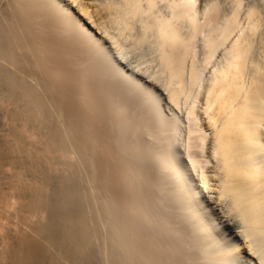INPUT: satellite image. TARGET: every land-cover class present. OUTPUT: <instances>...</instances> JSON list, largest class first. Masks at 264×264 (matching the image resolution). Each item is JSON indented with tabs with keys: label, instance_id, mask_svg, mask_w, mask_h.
Segmentation results:
<instances>
[{
	"label": "rangeland",
	"instance_id": "1",
	"mask_svg": "<svg viewBox=\"0 0 264 264\" xmlns=\"http://www.w3.org/2000/svg\"><path fill=\"white\" fill-rule=\"evenodd\" d=\"M56 1L61 3L65 8H68L67 10L70 11L69 15L72 20V22L67 23L65 28L64 26H61L60 28L54 30L56 38H60L59 40H61L62 37H64L62 40H65V38L71 39L70 36L72 35V44L73 39L75 40L74 37L77 36L75 35L76 33L74 32V29H81L80 31L82 32L85 31L90 33L92 35L91 39H97V41L95 40L97 48L95 49L96 51L93 50V56L91 51H89L90 47L86 44L81 43L82 45H80V47L78 46L80 43L74 42L72 45L76 56V60L73 62L77 63L76 66L78 68L81 67L82 70L85 69L86 72H89L82 74L83 77L81 76L82 79L79 80L82 86L77 85L79 92H76V98L79 99L77 102L80 103V100L82 99L80 98L81 95L84 97L89 95V97L84 100H88L87 102L94 100L96 102L97 96L100 97L101 95V100L97 101L98 105H96V103L94 104L95 108L92 109V113L89 111L85 114L88 118L91 115V120L93 118L95 119L92 121H99V125L102 124V117L106 115L107 118L104 120V126L107 127L110 125L108 127H110L111 131L107 127L106 130L108 129L107 132L110 131V135L105 131L104 137L101 132V135L100 133H97L98 135H96L94 132L95 138H92L93 135H91V141L94 145L97 144L96 147L100 145L108 146V144L109 146H114L113 143L117 145V141L119 142L122 138H125L124 142H122L123 140L121 141L123 144L118 143L119 145H117L120 147L121 152H123L122 154H117L116 157L118 159L120 158V160L117 159L118 162L122 163V166L120 167L125 165L126 169L125 172L122 171L123 169L120 168L119 165H116L119 167L117 168L114 166V162L112 163L111 161V165L109 160L108 165L111 166L104 174L105 178L102 179L103 177L99 174V170L97 169V150L95 151L94 148V150H91L88 146H77L74 135L77 133V129L78 131L81 129V125L78 124L80 123V118H77L74 114V116H71V122L68 118L70 116L63 112L61 105H59L57 100L63 97L62 95L64 92H67L64 88L70 85L68 82L69 79L65 76L63 77L59 67L54 66V64L52 65L50 61H47L50 58L49 52L47 53V50L40 49V61H43L44 63L46 62L45 65L42 62L44 67L40 64L41 71L43 70V73L40 71V74L37 75V77L40 76L39 79L41 81H39L37 77L36 79L35 77H28L27 80L30 81L27 82V85L32 83V88L34 90L38 89L35 91L36 93L38 92L37 94L40 99H42V101L45 100L43 102L40 100L41 105L43 106L41 109L43 112L40 109L38 112H36V110L34 111L32 104H26L28 101L25 99L15 100V105L21 107L18 109L16 114L10 113L9 110L4 108L0 109V264H21L22 262V264H262L261 260L263 254L260 252L262 247L261 245H256L258 243L254 238V235L244 239L246 230L245 227L239 224H235L234 233L229 232L230 225L238 220L237 211L231 205V197L222 192L224 181L223 175L219 171L220 161L216 156H213V153H211V147L214 143L213 129H208L201 125L200 121L203 120V116L200 115L199 111L197 112V109L199 110L200 108L202 98L210 82L226 64L227 59H229V50H231L230 47L232 46V42L238 39L241 40V42L244 41L241 43L243 45H241L238 41L239 45L244 47L242 55L244 57H241V67L243 73L242 82L246 80L243 84L244 88L246 85L251 83L249 86H251L252 89L248 88L247 91V86L245 90L247 92L253 90L258 93L259 96H257L255 100L254 96L257 94L252 92L254 99L251 97L250 101H256H253L251 104L254 106L256 103L255 106H259V109L261 105L260 112L258 110L257 114L264 115V0ZM62 5H60V9H62ZM184 7L187 9L184 10ZM56 13L54 12V15H57L55 18L58 17V22H60V20L62 21L59 17L60 14L58 13V15ZM251 14H254L255 18ZM261 14L263 15L260 16ZM255 20H260L261 22H256ZM259 22L261 24H259ZM62 23L60 22L61 25ZM159 23L165 24L166 34L172 29V32L173 30L176 32V34H173L177 35L179 38L175 35L173 36L171 32L172 36L169 33L170 36L164 38L161 37V34L158 31L160 28L158 26L160 25ZM253 25L255 27H252ZM247 29L249 30L246 34ZM253 29L256 30L253 31ZM158 36H160V38ZM166 38H168V40L169 38L174 40L177 39L176 41L178 42L174 45L175 47H172L175 54H173V50V53L171 52L172 48H168L169 45H167L168 41ZM242 38L244 40H242ZM246 38L247 40H245ZM165 40L167 47L163 46L165 45ZM179 41L181 42L180 44ZM162 43L164 44L162 45ZM74 46H78L76 47L77 49H74ZM163 47L170 50L168 51L166 49L167 51H164L165 49ZM245 47L251 52H246L247 49H245ZM120 51L123 54H121ZM169 52H171V55L168 54ZM176 52L178 56L176 55ZM45 53L47 54L45 55ZM42 56L46 57L45 59L48 57V59L44 61L42 60ZM107 58H114V60L116 58L117 64L114 60L110 62V64L107 63ZM181 60L182 64L180 62ZM84 63L87 64L85 65ZM242 64L246 67L242 66ZM92 65L94 67H92ZM114 65L118 70L126 73L130 80H134L136 83L138 81L140 91L146 93V96L148 97L147 103L145 102L144 105L141 104V99L138 97V95H141L139 93L137 95V90L133 91L125 87V81L123 82V80H121L117 75H114L115 73L113 74V70L115 69L112 67ZM45 66H47V69ZM255 72H258L257 74L260 75L258 76ZM251 74L255 75L251 77ZM52 77L56 80L58 79L57 81H59L61 86L63 83V85L66 84L65 87H58L60 85L55 86V84H50V79ZM86 78L88 79L86 80ZM97 78H99V81ZM80 82H78V84ZM252 83L254 84L252 85ZM37 84L39 86H37ZM254 85L260 88L263 94L259 92L260 90H254V88L256 89ZM124 88L127 91H125ZM53 89L55 91H53ZM111 92L113 94H111ZM122 95H125L126 97ZM3 100L7 101L3 98L0 92V106ZM6 103L10 104L8 101ZM6 103L3 102L2 106H5ZM85 103L83 101V104ZM116 103H118L119 106ZM139 103L141 106H139ZM124 105H126L127 108ZM146 106L148 107L147 109ZM136 107H140L139 110L141 109V111L143 110V114L140 112L141 118L138 116L139 110ZM122 108L124 109L122 110ZM134 109H137L138 113ZM148 109H150V111L152 110V112H149L150 115H146L148 113ZM155 109H157L158 113L155 112ZM255 109L257 110L258 107ZM114 110L118 111L117 115L114 114L116 116H112L111 112H114ZM54 111L56 112L54 113ZM124 111L127 113H124ZM23 112L28 116H26ZM102 112L103 114H101ZM153 112L156 115V118L152 116ZM119 113L121 115L123 113V115L121 116ZM57 114L59 116H57ZM88 114L90 115L88 116ZM99 114L101 115L100 117ZM11 115L13 116L11 117ZM34 115L35 117H33ZM108 117L111 118L109 119ZM74 118L77 119L74 120ZM32 120L33 122H36L34 123L35 126ZM76 120L77 122H74ZM27 122L31 123H28V125ZM108 122L110 123L108 124ZM74 123L76 125L73 127ZM45 127L46 130L44 129ZM138 127H140V129ZM196 127L199 130L197 132L195 131ZM263 127L262 129H264ZM70 128L73 130L71 129L70 131ZM124 129L131 134V137ZM31 130H34L33 133ZM121 130H124L123 132L125 133L121 132ZM137 131L140 132L138 133ZM48 133H52L53 135L56 134V138H59V135L63 134V136L60 135L61 137L59 138L61 139L64 137L65 139H63V148L59 147L58 149L57 147L52 146H49L50 148H48L47 145V148H45V142L47 136H49ZM26 134H28V136ZM114 135L115 137L117 136V141H115L113 137ZM18 137L21 140L18 139ZM28 140L29 142H26ZM129 141L131 142L129 143ZM10 142L12 143V146L14 142L15 144L16 142L18 143L12 147L10 146ZM125 142H128V145H126ZM261 144L263 145L261 148H263L262 154L264 155V143ZM66 146L69 147L66 148ZM85 147L89 149L92 154L89 153ZM14 148L19 149H16V151ZM32 149L34 150L32 151ZM64 150L67 153H65ZM58 152L62 154L61 157V154ZM64 153L66 155H64ZM191 154L194 155L193 157L196 161L194 167H191L190 165L191 162L189 160V156H191ZM263 155L262 157L257 156V158L255 156V160L257 161L256 165L264 170ZM158 157L165 158L167 168L164 167V171L168 172L167 175H164L162 171H158L155 167V160H157ZM52 160L54 161L52 162ZM34 161L37 162L34 163L35 165H33ZM121 161H124V165ZM119 170L121 171L119 172ZM174 170H180L183 172L188 179L186 187H192L196 190L194 198L191 201L193 205H191L192 207L190 206L188 210L184 209V204L187 202L186 200L188 197L186 194L187 192H185L186 189L179 187L178 183H176L170 175ZM17 172L20 174H17ZM92 173L95 175L97 174V176ZM201 176H209L208 182L202 183L203 180ZM19 178L21 179L19 180ZM15 180L19 181L16 182L18 183V186H21V189L16 186ZM21 180L24 182V184L22 183L23 185H29L30 188L26 187V185L22 187L23 185H20ZM32 186L36 189L37 194H35V192L34 194L30 193ZM22 188H26V190L24 189L22 191ZM40 188L43 189L44 192H40L39 195L37 191H41ZM16 189H19L22 192H18ZM42 193H45V195L42 196ZM33 195H38L42 204L39 200L34 201L35 198H33ZM131 197H135V199H132ZM30 198L34 200H31ZM27 201L31 204L38 203L35 205L37 207L35 208L34 204L31 205ZM130 202L132 204H130ZM24 203L27 205H23ZM46 206L49 208L48 210ZM69 209L77 214V221L74 222L75 226L67 219L68 215L66 214V211ZM113 213L115 215H113ZM120 215L122 216L120 217ZM125 216L129 219L128 221H135L140 224L141 231L139 233L141 234L138 233L135 236L134 233L136 232L133 231L132 228H129L126 223L127 221H124L123 218H125ZM113 218L116 219L117 222H112ZM121 220L126 223V226L123 225L124 223H120ZM25 221H27V223ZM202 224L207 225L206 231L201 228V226H203ZM72 225L74 227H72ZM47 227H51L52 232L47 231ZM66 228L67 231H70L68 234L71 233V230H74L72 233L74 232L73 235L77 237L76 241L79 245V253L76 249L78 248V245L75 244L72 246L73 244L67 241L68 238L66 235L65 238L62 236L64 234H60L62 231V233H64ZM43 230L50 232L49 234H54V232L57 233L55 235H60L62 238L64 237V241L61 237L59 238L54 235H51L54 238L51 237L50 240V235L46 232L47 235H49L47 236ZM261 236L263 240L261 244L263 245L264 232ZM134 237H137L139 240L137 238L133 239ZM203 237L206 239L202 240L204 239ZM24 240H28V242L26 241L27 243L22 244V242H25ZM130 240L139 242H134L136 245L135 247L134 244H129L131 243ZM32 244L33 246H31ZM68 244L72 247V249L68 246ZM236 244H240V246L237 247L238 249L234 248L233 250V247H235ZM137 245L140 246L139 249H137L139 247ZM142 245L145 249L141 247ZM19 246L21 247V250ZM204 253L212 256L210 257V260L213 259L211 263L210 260L206 258L207 255ZM32 254H36L37 256L41 254L38 256V262L34 261L33 263L32 261L31 263V260L30 262L28 261ZM217 256L220 257L218 258ZM25 257H27V259H25ZM19 260L23 261L21 262Z\"/></svg>",
	"mask_w": 264,
	"mask_h": 264
},
{
	"label": "bare ground",
	"instance_id": "2",
	"mask_svg": "<svg viewBox=\"0 0 264 264\" xmlns=\"http://www.w3.org/2000/svg\"><path fill=\"white\" fill-rule=\"evenodd\" d=\"M73 2V1H72ZM84 3V2H83ZM127 3V2H126ZM125 3V4H126ZM131 4H133V3H131ZM135 4V3H134ZM186 4V3H185ZM185 4H183V5H185ZM187 4H188V2H187ZM60 5H62L61 3H59L58 1H56V0H0V92H1V94H2V96H3V98L5 99V100H7L10 104H8V103H6L7 101H4L3 100V102H5L6 104H5V106H2L3 105V102H1V108L0 109H2V108H4V109H7V110H9L10 111V113H13V114H16L17 113V111H18V109H20L21 107L19 106L18 107V105H15L16 103V101L15 100H22V99H25L26 101H28L26 104H28V103H31L32 104V107L34 108L33 110L35 111L36 110V112H38V110L40 109H42L43 108V106L41 105V102H40V100L42 101V99H40V97H39V95L36 93V91L38 90H34L33 88H32V83L29 85H27V82H29L30 80H27V78L28 77H31V78H33V77H35V79H36V77H37V75H39L40 74V71H41V66L42 67H44L43 65H42V62L43 61H40V49H45V50H47V53L49 52V54H50V58H49V60H47L48 59V57H47V59H45L46 57H44V56H42L43 57V59L42 60H47V61H50L51 62V64L53 65L54 64V66H57V67H59L61 70V74H63V77L65 76V77H67V79H69L68 80V82H69V86H67L66 88H64L65 90H67V92H64V94L61 96L62 98H59V99H57L58 100V102H59V105H61V108H62V110H63V112L66 114V115H68V116H70V117H68L69 118V120L70 119H72L71 118V116L73 115L74 116V114L76 115V117L78 118H80V121H79V119H78V121L80 122V123H78V124H80L81 125V129H80V131H78V129H77V133L74 135L75 136V143L77 144V146L78 147H80V146H88L89 148H91V150L94 148L95 149V151L98 153L97 154V169L99 170L98 172H99V174H101L102 175V177H100L99 175V177L100 178H102V179H104L105 177H104V174L109 170V168H110V166L112 165L111 164V161H112V163L113 164H115L114 166L115 167H117L116 165H119V167L120 166H122V163H120V162H118V160H120V158L118 159L116 156H117V154L119 155V154H122V152H121V149H120V147L119 146H117V145H119L118 143H121V144H123L122 142H124L125 140V138L123 139L122 137L124 136H122L121 138H122V142L121 141H117L116 140V137H115V135L113 136L114 137V139H115V141H117V145L116 144H114L113 143V145L114 146H109V144H108V146H97L96 147V145H94L93 144V142L91 141V138H90V136L91 135H93L92 136V138H95L94 137V132L96 133V135H98L97 133H102L103 134V137L105 136V134H104V132L106 131L107 132V130H106V128L108 127V126H110V125H108L107 127L106 126H104L105 124H104V120L107 118V116L106 115H104L103 117H102V121H101V123L102 124H98V122L99 121H92L91 119H90V117H91V113H92V109L93 108H95V106H94V104L96 103V105H98L97 104V101L98 100H101L100 99V97H101V95H100V97L99 96H97V99H96V102L93 100V101H91V102H87V101H85L84 99H87V97H89V95L87 96V97H84V96H82L81 95V97L80 98H82L80 101V103H78L77 101H79V99H77L76 98V96H77V93L76 92H79L78 90H79V88L77 89V85H79V86H82L81 85V82L79 81V80H81L82 78H81V76H82V74L83 73H89V72H86L85 71V69H83L82 70V68L81 67H79V68H81V69H79L76 65H77V63H75V62H73V61H75L76 59H75V52L73 51V44H74V42L75 43H80L78 46H80V45H82V44H86L88 47H90V50L89 51H91V53H92V56H93V53H94V51L93 50H95L96 48H97V44H96V41H97V39H94V38H92L91 39V37H92V35L90 34V33H87V32H82V31H80V30H78V29H74V30H72V31H74L76 34L75 35H77L76 37H74L75 38V40L73 39V43L71 44V40H72V35L70 36V38L71 39H69V38H65V40H62L64 37H62V39L61 40H59L58 38H56V35H54V30L55 29H58V28H60L61 26L63 27L64 26V28H65V26L67 25V23L68 22H72V20H71V16L69 15L70 14V11H68L67 9L68 8H65L63 5H62V9H60ZM128 7H130L129 5H127ZM186 6V5H185ZM65 9H64V8ZM127 7V8H128ZM133 7V6H132ZM135 7V6H134ZM185 9H187L186 7H184V10ZM189 9V8H188ZM62 10H63V13H62ZM129 10V9H128ZM131 10V9H130ZM54 12L56 13V14H60V19H62V21H63V23H62V21L60 20V22L62 23V25L60 24V22H58V20H57V18H55V16H57V15H54ZM254 12V11H253ZM250 13V12H249ZM259 13V12H258ZM58 14V15H59ZM264 14V13H263ZM263 14H261L260 16H262ZM251 15H253V17H254V14H251ZM251 15H250V17H251ZM249 17V16H248ZM247 17V18H248ZM258 17V16H257ZM257 17H256V19H257ZM255 18V17H254ZM250 19V18H249ZM260 19V18H259ZM263 19V18H262ZM74 20V19H73ZM254 20V19H253ZM261 20V19H260ZM260 20H255L256 22H258V21H260ZM249 23H251L250 21H248ZM254 22V21H253ZM261 22V21H260ZM259 22V24H261ZM78 23V22H77ZM248 23V24H249ZM72 24V23H71ZM74 24H75V22H74ZM160 25H158L160 28H159V32H160V34H161V37H167V36H170V34L172 33H175L176 34V32H175V30H173V32H172V29L170 30V29H168V30H170L169 32H167V34H169L170 32V34L169 35H167L166 34V26H165V24L164 23H159ZM257 25V24H256ZM69 26V25H68ZM76 26V25H75ZM78 26V25H77ZM250 27V26H249ZM248 27V28H249ZM252 27H255L254 25L252 26ZM251 27V28H252ZM70 28V27H69ZM76 28V27H75ZM250 28V29H251ZM256 28H257V26H256ZM62 29V28H61ZM258 29V28H257ZM249 29H247L246 30V34H247V31H248ZM256 30V29H255ZM254 29H253V31H255ZM68 31V30H67ZM157 31V32H158ZM252 31V32H253ZM66 32V31H65ZM70 32V31H69ZM73 32V33H74ZM158 32V33H159ZM63 33V32H62ZM65 34V33H64ZM67 34V33H66ZM72 34V33H71ZM160 34H158V35H160ZM172 34H171V36H172ZM175 34H173V36L175 35ZM55 37H54V36ZM249 35V34H248ZM68 36V35H67ZM74 36V35H73ZM175 36H177V35H175ZM246 36V35H245ZM159 38H160V36H158ZM178 37V36H177ZM58 39V40H56V39ZM179 38V37H178ZM247 38H249V37H247ZM247 38L245 39V40H247ZM250 38H251V36H250ZM162 39V38H161ZM167 39V41H168V43H167V45H169V47L168 48H172V47H175L174 45L176 44V42H178V41H176L177 39H170L169 38V40H168V38H166ZM96 40V41H95ZM163 40V39H162ZM180 40V39H179ZM242 40H244L243 38H242ZM240 42V44L241 43H243V42H241V40H238V39H236L235 41H233L232 42V46L230 47L231 48V50H229L230 52H229V59H227V62H226V64L223 66V68H221L220 69V71L218 72V74L212 79V81L210 82V84H209V86L207 87V89H206V92H205V94H204V96H203V98H202V102H201V104H200V108H199V110L197 109V112L199 111V113H200V115H202L203 116V120H201L200 122H201V125H203V127H205V128H208V129H213V139H214V143L212 144V150H211V153H213V156L215 157H217L218 159H219V164H220V167H219V171L222 173V175H223V181H224V183H223V186H222V192L223 193H226V194H228L230 197H231V200H232V203H231V205L233 206V208H235V210L237 211V216H238V220H237V222H234V223H232L231 225H230V233H234V230H235V224H239V225H242L243 227H245V230H246V234L244 235L245 237H244V239L245 238H247V237H249V236H252V235H254V238L257 240V243L258 244H256V245H261V247H262V249H260V252L263 254L262 255V260H261V263L262 264H264V244L262 245L261 243H262V236H261V234L264 232V170H263V168L261 169V167H259L258 165H256L257 163V161L255 160L256 158H257V156L258 157H262V149L263 148H261V146H263L261 143H264V129H262V127H263V125H264V115L263 114H261V115H259V114H257V111L259 110V112H260V109H261V105H260V109H259V106H255L256 105V103L254 104V106L251 104L254 100H252V102L250 101L251 100V97H252V99H254L253 98V94H252V92H254L253 90L252 91H249V92H247L248 90V88H250V89H252L251 88V86H249V84L251 85V83H249L248 85H246L245 86V88H246V90H245V88H244V82L246 81L245 79V81L244 82H242L243 81V73H242V67H241V57H244V56H242L243 55V52H244V47H242V46H240L239 45V42ZM162 42H164V41H162ZM249 42H251V41H249ZM82 43V44H81ZM181 42L179 41V44H180ZM245 43H246V41H245ZM244 43V44H245ZM164 43H162V45H163ZM77 45V44H76ZM241 45H243V44H241ZM247 45V44H246ZM78 46H74V49L76 48V47H78ZM86 46V47H87ZM163 46H166V40H165V45H163ZM249 46V45H248ZM81 47V46H80ZM84 47V46H83ZM85 47V48H86ZM162 47V46H161ZM167 47V46H166ZM178 47H179V45H178ZM247 47V46H246ZM245 47V49H247ZM164 48V47H163ZM168 48H164L163 50L164 51H169L170 49H168ZM77 49V48H76ZM87 49V48H86ZM167 49V50H166ZM172 50L174 51V49L172 48L171 49V52H172ZM179 50V49H178ZM249 49H247V51L246 52H251V51H248ZM86 51V50H85ZM96 51V50H95ZM44 52V51H43ZM42 52V53H43ZM121 52V51H120ZM171 52H169L168 54H170ZM179 52V51H178ZM47 53H45V55L47 54ZM80 53H81V51H80ZM87 53V52H86ZM95 53H97V52H95ZM165 53V52H164ZM173 53V52H172ZM83 54V53H82ZM88 54V53H87ZM86 54V55H87ZM119 54V53H118ZM121 54H123L122 52H121ZM166 54H167V52H166ZM173 54H175V51H174V53ZM245 54V53H244ZM90 55V54H89ZM171 55V54H170ZM176 55H177V52H176ZM250 55V54H249ZM48 56V55H47ZM91 56V57H92ZM97 56V55H96ZM95 56V57H96ZM120 56V55H119ZM162 56V55H161ZM169 56V55H168ZM178 56V55H177ZM179 56H181V55H179ZM251 56V55H250ZM83 57V56H82ZM87 57V56H86ZM252 57H254V56H252ZM251 57V58H252ZM256 57V56H255ZM88 58V57H87ZM90 58V57H89ZM174 58H176V57H174ZM173 58V59H174ZM178 58H180V57H178ZM79 59V58H78ZM91 59V58H90ZM80 60V59H79ZM83 60H85V59H83ZM88 60V59H87ZM114 60V58H107V63H109L110 64V62H112ZM176 60V59H175ZM179 60V59H178ZM246 60V59H245ZM95 61V60H94ZM177 61V60H176ZM247 61V60H246ZM41 62V63H40ZM50 62H48V63H50ZM77 62V61H76ZM83 62V61H82ZM81 62V63H82ZM114 62L116 63L117 61H116V58H115V60H114ZM181 62V64H182V60L180 61ZM243 62V61H242ZM44 63V62H43ZM46 63V62H45ZM45 63H44V65H45ZM47 63V64H48ZM70 63V64H69ZM74 63H75V65H74ZM95 63L97 64V62L95 61ZM114 63V64H115ZM179 63V62H178ZM245 63V62H244ZM243 63V64H244ZM40 64H41V66H40ZM46 64V65H47ZM85 64V63H84ZM83 64V65H84ZM87 64V63H86ZM85 64V65H86ZM100 64V63H99ZM117 64V63H116ZM176 64H177V62H176ZM242 64V66H245V65H243ZM247 64V63H246ZM51 65V66H52ZM71 65V66H70ZM78 65H79V63H78ZM84 65V66H85ZM178 66H179V64H177ZM80 66V65H79ZM53 67V66H52ZM92 67H94L93 65H92ZM96 67V66H95ZM112 67V66H111ZM246 67V66H245ZM255 67V66H254ZM45 68L47 69V66H45ZM44 68V69H45ZM84 68H86V67H84ZM97 68V67H96ZM113 69H115V70H113V74L116 76H118L121 80H123V82H124V86L125 87H127V88H129L130 90H137L136 91V93H137V95H138V93L141 95V96H139L138 95V97H140V99H141V101H140V103L141 104H143L144 105V103L146 102L147 103V101H148V97L146 96V93H144V92H141L140 91V89H139V87H138V81H137V83L134 81V80H130L128 77H127V75H126V73H124V72H122L121 70H118L117 69V67L114 65L113 67H112ZM257 68V67H256ZM43 69V68H42ZM49 69H51V68H49ZM49 69H48V71H49ZM99 69V68H98ZM177 69H179V68H177ZM246 69V68H245ZM249 69V68H248ZM250 69H254V68H250ZM257 69H259V68H257ZM256 70V69H255ZM43 71V70H42ZM41 71V72H42ZM98 71V70H97ZM257 71V70H256ZM45 72H46V70H45ZM45 72H44V74H45ZM43 73V72H42ZM55 73V72H54ZM56 73H58V72H56ZM97 73V72H96ZM99 73V72H98ZM256 73V72H255ZM258 73V72H257ZM256 73V74H257ZM260 73V72H259ZM43 74V75H44ZM59 74H60V72H59ZM250 74V73H249ZM47 75H49V74H47ZM51 75V74H50ZM87 75V74H86ZM93 75V74H92ZM97 75V74H96ZM100 75V74H99ZM105 75V74H104ZM248 75V74H247ZM252 75V74H251ZM255 75V74H254ZM254 75H252L251 77H253ZM258 75V74H257ZM260 75V74H259ZM258 75V76H259ZM54 76H55V74H54ZM84 76H85V74H84ZM88 76V75H87ZM98 76V75H97ZM245 76V75H244ZM257 76V77H258ZM40 77V76H39ZM39 77H37L38 78V80L39 81H41L40 79H39ZM50 77V76H49ZM83 77V76H82ZM102 77H103V75H102ZM256 78V77H255ZM259 78V77H258ZM88 78H86V80H87ZM95 79H96V77H95ZM101 79V78H100ZM111 79V78H110ZM247 79V78H246ZM252 79V78H251ZM58 80V79H57ZM56 79H54L53 77L50 79V84H55V86L56 85H60V86H58V87H62V86H64L65 87V85H63L62 84V86H61V84L59 83V81H57ZM66 80V79H65ZM85 80V79H84ZM97 80L99 81V78H97ZM104 80V79H103ZM255 80V79H254ZM33 81H35V80H33ZM37 81V80H36ZM47 81H48V79H47ZM102 81V80H101ZM100 81V82H101ZM256 81V80H255ZM254 81V82H255ZM61 82V81H60ZM64 82V81H63ZM78 82H80L79 84H78ZM83 82V81H82ZM94 82V81H93ZM252 82V81H251ZM257 82V81H256ZM255 82V83H256ZM40 83V82H39ZM66 83V82H65ZM95 83V82H94ZM103 83V82H102ZM106 83V82H105ZM248 83V82H247ZM34 84V83H33ZM49 84V85H50ZM88 84V83H87ZM108 84V83H107ZM254 83H252V85H253ZM94 85V84H93ZM100 85V84H99ZM104 85V84H103ZM106 85V84H105ZM109 85V84H108ZM264 85V84H263ZM263 85H262V87H263ZM37 86H39L38 84H37ZM52 86V85H51ZM89 86V85H88ZM103 87V86H102ZM105 87V86H104ZM254 87H256L255 85H254ZM253 87V88H254ZM37 88V87H36ZM97 88V87H96ZM257 88L258 87H256V89L254 88V90H256V91H259L260 90V88H258V90H257ZM60 89H62V88H60ZM99 89V88H98ZM105 89H106V87H105ZM125 89V88H124ZM40 90V89H39ZM93 90V89H92ZM107 90V89H106ZM115 90H116V88H115ZM129 90V91H130ZM53 91H55L54 89H53ZM95 91V90H94ZM124 91V90H123ZM125 91H127L126 89H125ZM109 92H110V90H109ZM117 92V91H116ZM121 92V91H120ZM260 93H262L261 92V90L259 91ZM81 93H82V91H81ZM92 93V92H91ZM102 93V92H101ZM108 93V92H107ZM254 93H256V94H254V95H256V96H254L255 97V100H256V97L257 96H259L258 95V93L257 92H254ZM259 93V94H260ZM263 93H264V91H263ZM262 93V94H263ZM57 94V93H56ZM93 94V93H92ZM94 94H96V93H94ZM111 94H113L112 92H111ZM252 94V95H251ZM84 95V94H83ZM86 95V94H85ZM47 96V95H46ZM118 96V95H117ZM119 96H121V95H119ZM122 96H124V97H126L125 95H122ZM132 96V95H131ZM135 96V95H134ZM264 96V95H263ZM48 97V96H47ZM50 97V96H49ZM92 97H93V95H92ZM124 97H121V98H124ZM127 97H129V96H127ZM57 98V97H56ZM103 98H104V96H103ZM113 98V97H112ZM131 98V97H130ZM134 98V97H133ZM90 99H94V98H90ZM111 99V98H110ZM135 99V98H134ZM138 99V98H137ZM131 100V99H130ZM43 101H45V100H43ZM42 101V102H43ZM83 101H84V103L85 104H83ZM90 101V100H89ZM117 101V100H116ZM124 101V100H123ZM128 101V100H127ZM139 101V100H138ZM25 102V101H24ZM52 102V101H51ZM105 102V101H104ZM115 102V101H114ZM120 102H122V101H120ZM254 102H256V101H254ZM45 103V102H44ZM49 103V102H48ZM47 103V104H48ZM55 103V102H54ZM54 103H53V105H54ZM102 104H104L103 102H101ZM139 103V104H140ZM30 104V105H31ZM108 104H109V102H108ZM117 105H118V103H116ZM141 104L139 105V106H141ZM21 105H22V103H21ZM50 105V104H49ZM99 105H101V104H99ZM110 105V104H109ZM133 105V104H132ZM134 105H135V103H134ZM138 105V104H137ZM147 105V104H146ZM112 106V105H111ZM119 106V105H118ZM122 106V105H121ZM126 108H127V106L126 105H124ZM18 107V108H17ZM52 107V106H51ZM103 107V106H102ZM132 107V106H131ZM143 107V106H142ZM258 107V109L256 110L255 108H257ZM49 108V107H48ZM56 108H57V106H56ZM96 108H97V106H96ZM137 108V107H136ZM140 108V107H139ZM139 108H137L138 110H139ZM144 108H145V106H144ZM148 107L146 106V109H147ZM98 109V108H97ZM113 109H114V107H113ZM124 108H122V110H123ZM137 109H134L136 112H137ZM27 110V109H26ZM39 110V111H40ZM52 110V109H51ZM110 110V109H109ZM108 110V111H109ZM129 110V109H128ZM31 111V110H30ZM33 111V112H34ZM42 112H43V110H41ZM89 111H91V113L90 114H88V116L90 115V117L88 118L87 117V115L85 114V113H87V112H89ZM108 111H107V113H108ZM121 111V110H120ZM130 111V110H129ZM135 111H134V113H135ZM143 111V110H142ZM141 111V109L139 110V117H140V112L143 114V112ZM3 112H4V110H3ZM44 112H46V111H44ZM52 112V111H51ZM56 111H54V113H55ZM62 112V111H61ZM61 112H59V113H61ZM93 112H95V111H93ZM96 112H101V111H96ZM106 112V111H105ZM111 112V111H110ZM109 112V113H110ZM126 111H124V113H125ZM131 112V111H130ZM129 112V113H130ZM149 112H152V110L150 111V109H148V113ZM155 112L156 113H158L157 112V109H155ZM1 113V112H0ZM24 113V112H23ZM22 113V114H23ZM40 113V112H39ZM39 113H37V114H39ZM58 113V112H57ZM112 113V116L114 115V114H116L117 115V113H118V111H115L114 110V112H111ZM121 113V112H120ZM119 113V114H120ZM127 113V112H126ZM138 113V112H137ZM136 113V114H137ZM145 113V112H144ZM146 113H147V110H146ZM146 114V115H150V113L149 114ZM22 114H21V116H22ZM25 115H26V113H24ZM42 114V113H41ZM101 114H103V112L101 113ZM105 114V113H104ZM8 115H9V113H8ZM36 115V114H35ZM35 115L33 116V117H35ZM40 115V114H39ZM38 115V116H39ZM53 115H56V114H53ZM116 115H114V116H116ZM121 115V114H120ZM122 115H123V113H122ZM121 115V116H122ZM124 115H126V114H124ZM133 115V114H132ZM145 115V114H144ZM145 115V116H146ZM13 115H11V117H12ZM19 116V115H18ZM26 116H28V115H26ZM37 116V115H36ZM57 116H59L58 114H57ZM94 116V115H93ZM101 115L99 114V117H100ZM131 116V115H130ZM135 116V115H134ZM154 118H156L155 116V114H154V112H153V115H152ZM7 117V116H6ZM31 117V116H30ZM61 117V116H60ZM95 117H96V115H95ZM98 117V118H99ZM128 117H129V115H128ZM138 117V118H139ZM151 117V116H150ZM10 118V117H9ZM40 118V117H39ZM44 118V117H43ZM65 118V117H64ZM67 118V117H66ZM68 118H67V120H68ZM77 118H74V120L75 119H77ZM92 118V117H91ZM97 118V117H96ZM109 118V117H108ZM111 118V117H110ZM109 118V119H110ZM141 118V117H140ZM193 118H195V117H193ZM8 119V118H7ZM11 119V118H10ZM16 119V118H15ZM42 119V118H41ZM48 119V118H47ZM114 119V118H113ZM116 119V118H115ZM147 119V118H146ZM178 119V118H177ZM176 119V120H177ZM24 120V119H23ZM22 120V121H23ZM27 120V119H26ZM38 120V119H37ZM61 120H63V119H61ZM95 120V119H94ZM97 120V119H96ZM119 120V119H118ZM117 120V121H118ZM127 120V119H126ZM12 121V120H11ZM34 121H36V120H34ZM42 121V120H41ZM44 121H45V119H44ZM48 121V120H47ZM71 122H72V120H70ZM115 121V120H114ZM113 121V122H114ZM116 121V122H117ZM12 122H14V121H12ZM21 122V121H20ZM32 122H33V120H32ZM65 122V121H64ZM68 122V121H67ZM74 122H77V120L76 121H74ZM107 122V121H106ZM111 122H112V120H111ZM150 122V121H149ZM25 123V122H24ZM29 122H27V124H28ZM31 123V122H30ZM29 123V124H30ZM34 123H36V122H33V124ZM38 123V122H37ZM41 123H44V122H41ZM52 123V122H51ZM62 123V122H61ZM100 123V122H99ZM110 122H108V124H109ZM119 123V122H118ZM141 123V122H140ZM139 123V124H140ZM28 124V125H29ZM45 124H47V123H45ZM63 124V123H62ZM67 124V123H66ZM77 124V125H78ZM107 124V123H106ZM136 124V123H135ZM38 125V124H37ZM52 125V124H51ZM54 125V124H53ZM56 125V124H55ZM60 125V124H59ZM72 125V124H71ZM76 124L74 123V125H73V127L75 126ZM79 125V126H80ZM137 125V124H136ZM199 125V124H198ZM197 125V126H198ZM11 126V125H10ZM26 126V125H25ZM34 126H35V124H34ZM42 126H43V124H42ZM47 126V125H46ZM62 126V125H61ZM69 126V125H68ZM28 127V126H27ZM39 127V126H38ZM48 127V126H47ZM52 127V126H51ZM55 127V126H54ZM72 127V126H71ZM72 127V128H73ZM77 127V126H76ZM131 127H132V125H131ZM136 127V126H135ZM150 127V126H149ZM16 128V127H15ZM23 128V127H22ZM26 128V127H25ZM29 128V127H28ZM72 128H70V131H71V129ZM109 128V130H110V127H108ZM139 129H140V127H138ZM264 128V127H263ZM24 129V128H23ZM35 129V128H34ZM37 129V128H36ZM45 130H46V127L44 128ZM54 129V128H53ZM60 129V128H59ZM64 129V128H63ZM68 129V128H67ZM17 130V129H16ZM42 130H43V128H42ZM73 130V129H72ZM125 130V129H124ZM124 130H121V132H123ZM15 131V130H14ZM24 131H26V130H24ZM23 131V132H24ZM32 131V130H31ZM34 131V130H33ZM33 131H32V133H33ZM55 131H57V130H55ZM64 131H66V130H64ZM63 131V132H64ZM69 131V132H70ZM111 131V130H110ZM110 131H108L107 133L109 134L110 133ZM126 132H128L127 130H125ZM195 131L197 132V131H199L198 129H197V127H196V129H195ZM12 132V131H11ZM46 132H48V131H46ZM45 132V133H46ZM53 132V131H52ZM130 132H131V130H130ZM138 132V131H137ZM140 132V131H139ZM138 132V133H139ZM16 133V132H15ZM35 133V132H34ZM37 133V132H36ZM42 133V132H41ZM54 133H57V132H54ZM75 133V132H74ZM91 133H93V134H91ZM101 133H100V135H101ZM123 133H125V132H123ZM129 133V132H128ZM13 134V133H12ZM25 134V133H24ZM23 134V135H24ZM47 134V133H46ZM49 134V133H48ZM66 134V133H65ZM130 134V133H129ZM136 134V133H135ZM17 135V134H16ZM27 136H28V134H26ZM36 135H39V134H36ZM56 134H49V136H47V139H46V144H45V146L47 145L48 146V148H50L49 146H52V147H57L58 149H59V147H62L63 148V146L62 145H64V137L63 138H61V139H59L61 136H63V134L60 136L59 135V138L57 137L56 138V136H55ZM110 135V134H109ZM118 135V134H117ZM21 136V135H20ZM30 136V135H29ZM33 136V135H32ZM42 136V135H41ZM69 136V135H68ZM121 136V135H120ZM102 137V138H103ZM112 137V136H111ZM119 137V136H118ZM130 137H131V134H130ZM73 138V137H72ZM97 138V137H96ZM100 138V137H99ZM127 138V137H126ZM18 139H20L19 137H18ZM32 139H33V137H32ZM39 139H40V137H39ZM43 139V138H42ZM64 139V140H63ZM69 139V138H68ZM101 139V138H100ZM128 139V138H127ZM21 140V139H20ZM38 140V139H37ZM94 140V139H93ZM19 141V140H18ZM23 141H25V140H23ZM71 141V140H70ZM100 141V140H99ZM105 141V140H104ZM126 141H128V140H126ZM26 142H29V140L28 141H26ZM106 142V141H105ZM131 141H129V143H130ZM11 143V142H10ZM18 142H16V144H17ZM31 143H32V141H31ZM33 143H35V142H33ZM40 143V142H39ZM63 143V144H62ZM73 143V142H72ZM92 143V144H91ZM108 143V142H107ZM126 143V142H125ZM128 143V142H127ZM126 143V145H128ZM15 144V142L13 143V146L14 145H16ZM22 144V143H21ZM28 144V143H27ZM76 144H75V146H76ZM8 145V144H7ZM26 145V144H25ZM25 145H24V147H25ZM44 145V144H43ZM92 145H93V147H92ZM107 145V144H106ZM6 146V145H5ZM10 146H12V143H11V145ZM9 146V147H10ZM12 146V147H13ZM27 146V145H26ZM30 146V145H29ZM33 146V145H32ZM36 146V145H35ZM47 146L45 147V148H47ZM74 146V147H75ZM134 146V145H133ZM28 147V146H27ZM38 147H40V146H38ZM44 147V146H43ZM67 147H69V146H66V148ZM99 147V148H98ZM128 147H130V146H128ZM22 148V147H21ZM86 148V147H85ZM1 149V148H0ZM6 149H8V148H6ZM15 149V148H14ZM13 149V150H14ZM17 150L19 149V148H16ZM15 149V150H16ZM37 149H39V148H37ZM52 149V148H51ZM50 149V150H51ZM55 149V148H54ZM61 149V148H60ZM72 149V148H71ZM87 149V148H86ZM85 149V150H86ZM93 149V150H94ZM4 150V149H3ZM16 150V151H17ZM28 150V149H27ZM30 150V149H29ZM34 149H32V151H33ZM40 150V149H39ZM46 150V149H45ZM53 150V149H52ZM66 150V149H65ZM64 150V151H65ZM84 150V149H83ZM88 151H89V149H87ZM11 151V150H10ZM20 151H21V149H20ZM55 151V150H54ZM23 152V151H22ZM37 152V151H36ZM46 152V151H45ZM48 152V151H47ZM51 152H53V151H51ZM50 152V153H51ZM75 152V151H74ZM79 152V151H78ZM83 152V151H82ZM7 153V152H6ZM9 153V152H8ZM17 153V152H16ZM30 153V152H29ZM39 153V152H38ZM59 153V152H58ZM65 153H67L66 151H65ZM64 153V155H66ZM89 153H91L90 151H89ZM15 154V153H14ZM13 154V155H14ZM40 154V153H39ZM38 154V155H39ZM59 154H61V153H59ZM77 154H79V153H77ZM92 154V153H91ZM6 155V154H5ZM34 155H35V153H34ZM33 155V156H34ZM43 155V154H42ZM45 155H47V154H45ZM87 155V154H86ZM94 155H96V154H94ZM44 156V155H43ZM56 156H57V154H56ZM62 156V154L60 155V157ZM93 156V155H92ZM159 156H161V155H159ZM194 155H192L191 154V156H189V160H190V165H191V167H194L195 165V159H194V157H193ZM255 156H256V158H255ZM264 156V155H263ZM18 157V156H17ZM20 157H21V155H20ZM31 157V156H30ZM39 157V156H38ZM91 157V156H90ZM9 158V157H8ZM55 159V158H54ZM112 159V160H111ZM118 159V160H117ZM260 159V158H259ZM13 160V159H12ZM29 160V159H28ZM43 160H44V158H43ZM43 160H40V161H43ZM110 160V161H109ZM15 161V160H14ZM31 161H33V160H31ZM38 161V160H37ZM39 161V162H40ZM47 161V160H46ZM54 160H52V162H53ZM108 161L110 162V166L108 165ZM5 162V161H4ZM11 162V161H10ZM36 161H34L33 162V165H35L34 163H35ZM50 162V161H49ZM84 162H85V160H84ZM88 162H89V160H88ZM121 162H123V165H124V161H121ZM37 163V162H36ZM43 163V162H42ZM91 163V162H90ZM40 164H41V162H40ZM155 164H156V168H157V170L158 171H162L163 173H164V175H167V171H164V167L165 168H167V164H166V161H165V158L164 157H158V159L157 160H155ZM3 165V164H2ZM43 165V164H42ZM41 165V166H42ZM90 165V164H89ZM36 166H37V164H36ZM39 166V165H38ZM49 166V165H48ZM92 166V165H91ZM114 166H112V167H114ZM119 167H117V168H119ZM124 167V168H123ZM123 167H120V168H122L121 170L122 171H124L125 172V169H126V167H125V165L123 166ZM38 168V167H37ZM95 168V167H94ZM92 169V168H91ZM116 169V168H115ZM114 169V170H115ZM37 170H39V169H37ZM36 170V171H37ZM113 170V171H114ZM118 170V169H117ZM121 170H119V172L121 171ZM95 171V170H94ZM95 172H97V171H95ZM45 173V172H44ZM16 174V173H15ZM17 174H20V173H18L17 172ZM93 174V173H92ZM117 174V173H116ZM122 174V173H121ZM128 174V173H127ZM93 175H95V174H93ZM119 175V174H118ZM123 175H125V174H123ZM171 175V177L175 180V182L176 183H178V186L179 187H182V188H185L186 189V191L185 192H187L186 194H187V202L184 204V209L185 210H188L189 208H190V206L191 205H193L192 203H191V201H192V199L194 198V195H195V192H196V190H195V188H192V187H186V182H187V178H186V176L184 175V173L183 172H181L180 170H174L173 171V173H171L170 174ZM95 176H97V174L95 175ZM106 176V175H105ZM94 177V176H93ZM110 177H112V176H110ZM165 177V176H164ZM202 177V183L203 182H205V183H207L208 182V179H209V176H201ZM16 178V177H15ZM17 178H18V176H17ZM107 178V177H106ZM114 178H117V177H114ZM121 178H123V177H121ZM21 178H19V180H20ZM111 179V178H110ZM119 179V178H118ZM17 180H15V183H16V186H18V183L17 182H19V181H17ZM98 181V180H97ZM96 181V182H97ZM115 181V180H114ZM118 181V180H117ZM26 182V181H25ZM21 183V184H20ZM19 184L20 185H23L24 184V182H22V180H21V182H20ZM23 183V184H22ZM29 183V182H28ZM101 183V182H100ZM99 183V184H100ZM31 184V183H30ZM114 184H115V182H114ZM26 185V184H25ZM25 185H23L22 187H24ZM35 185V184H34ZM98 185V184H97ZM110 185H111V183H110ZM191 185H192V183H191ZM13 186V185H12ZM102 186V185H101ZM104 186H105V184H104ZM21 186H18V188L19 189H21L20 188ZM26 187H29V185L27 186L26 185ZM36 187V186H35ZM42 187V186H41ZM110 187V186H109ZM112 187H113V185H112ZM115 187V186H114ZM30 188V187H29ZM28 188V189H29ZM37 188V187H36ZM39 188V187H38ZM102 188V187H101ZM209 188V187H208ZM19 189H16L18 192L19 191H21V190H19ZM25 190H26V188H24ZM23 188H22V191L24 190ZM34 186H32L31 187V194H34V192H35V194H37L36 193V189H34ZM41 189V188H40ZM39 189V190H40ZM103 189V188H102ZM105 189V188H104ZM30 190V189H29ZM33 190V191H32ZM38 190V189H37ZM100 190V189H99ZM106 190V189H105ZM21 191V192H22ZM110 191V190H109ZM27 192V191H26ZM25 192V193H26ZM33 192V193H32ZM38 192V194L40 193V192H44L43 191V189H41V191H37ZM1 193V192H0ZM29 193V194H30ZM130 193V192H129ZM19 194V193H18ZM22 194V193H21ZM30 194V195H31ZM43 194V195H42ZM41 195L42 196H44L45 195V193H42ZM108 194V193H107ZM112 194V193H111ZM132 194V193H131ZM5 195V194H4ZM40 195V194H39ZM70 195V194H69ZM130 195V194H129ZM129 195H127V196H129ZM133 195H135V194H133ZM6 196V195H5ZM48 196H50V195H48ZM105 196V195H104ZM109 196V195H108ZM4 197V196H3ZM21 197V196H20ZM24 197V196H23ZM67 197V196H66ZM114 197V196H113ZM5 198V197H4ZM25 198V197H24ZM33 198H35V200L34 199H31V200H34V201H36V200H39L40 199V197H38V195H33ZM45 198V197H44ZM43 198V199H44ZM49 198V197H48ZM47 198V199H48ZM69 198H70V196H69ZM126 198V197H125ZM132 198V197H131ZM134 199H135V197H133ZM132 198V199H133ZM28 199V198H27ZM41 199H42V197H41ZM51 199V198H50ZM68 199V198H67ZM71 199V198H70ZM115 199V198H114ZM113 199V200H114ZM120 199V198H119ZM129 199V198H128ZM131 199V200H132ZM31 200H29V201H31ZM45 200V199H44ZM110 200V199H109ZM117 200V199H116ZM121 200H123V199H121ZM125 200V199H124ZM6 201V200H5ZM19 201H21V200H19ZM24 201V200H23ZM29 201H27L28 203H29ZM40 201V200H39ZM115 201V200H114ZM128 201H130V200H128ZM26 202V203H27ZM109 202V201H108ZM123 202V201H122ZM231 202V201H230ZM2 203H4V202H2ZM20 203V202H19ZM26 203H24L23 205H25ZM40 203H41V201H40ZM45 203H46V201H45ZM66 203H68V202H66ZM115 203H116V201H115ZM118 203V202H117ZM29 204H31V203H29ZM28 204V205H29ZM34 203H32L31 205H33ZM38 204V203H37ZM37 204H34V207L36 208L37 206H35V205H37ZM42 204V203H41ZM72 204V203H71ZM112 204H113V202H112ZM130 204H132L131 202H130ZM27 205V204H26ZM108 205H109V203H108ZM118 205H119V203H118ZM22 206V205H21ZM30 206V205H29ZM28 206V207H29ZM53 206V205H52ZM64 206V205H63ZM67 206V205H66ZM69 206V205H68ZM24 207H26V206H24ZM27 207V208H28ZM45 207V206H44ZM109 207V206H108ZM192 207V206H191ZM46 208H47V206H46ZM65 208V207H64ZM69 208V207H68ZM67 208V209H68ZM116 208V207H115ZM25 209V208H24ZM29 209V208H28ZM43 209V208H42ZM49 208H47V210H48ZM51 209V208H50ZM53 209V208H52ZM38 210V209H37ZM54 210V209H53ZM121 210V209H120ZM26 211V210H25ZM32 211H33V209H32ZM31 211V212H32ZM57 211V210H56ZM110 211V210H109ZM121 211H123V210H121ZM37 212V211H36ZM54 212H55V210H54ZM59 212V211H58ZM67 212V213H66ZM65 213L68 215V221L70 222V223H73V225H74V222L75 221H77V214L76 213H74L71 209H69L68 211H66ZM116 212V211H115ZM118 212V211H117ZM124 212H125V210H124ZM123 212V213H124ZM110 213H112V212H110ZM28 214V213H27ZM125 214H126V212H125ZM30 215V214H29ZM113 215H115L114 213H113ZM123 215V214H122ZM122 215H120V217L122 216ZM20 216H21V213H20ZM23 216H25V215H23ZM22 216V217H23ZM28 216V215H27ZM110 216H111V214H110ZM116 218V217H115ZM119 218V217H118ZM117 218V219H118ZM27 219V218H26ZM124 219V221H127L126 223H127V225L129 226V228H132L133 229V231H135L136 233H134L135 234V236H136V234H138L141 230V226H140V224L139 223H137V222H132V221H128L129 219L125 216V218H123ZM24 221V220H23ZM114 221H116V219H114L113 218V221L112 222H114ZM26 223H27V221H25ZM87 222V221H86ZM85 222V223H86ZM117 222V221H116ZM115 222V223H116ZM38 223V222H37ZM84 223V222H83ZM114 223V224H115ZM120 223H124L123 225H125L126 226V223L125 222H122V220L120 221ZM77 224V223H76ZM113 224V225H114ZM118 224V223H117ZM116 224V225H117ZM39 225V224H38ZM72 225V227H74ZM122 225V224H121ZM203 226H201V228L203 229V230H207V225L206 224H202ZM36 226V225H35ZM49 226V225H48ZM2 227V226H1ZM34 227V226H33ZM116 227V226H115ZM124 227V226H123ZM50 228V229H49ZM69 228H71V227H69ZM125 228H127V227H125ZM128 228V229H129ZM43 229H44V227H43ZM47 229V231H51L52 232V228L51 227H47L46 228ZM49 229V230H48ZM54 229V228H53ZM58 229V228H57ZM64 229V228H63ZM131 229V230H132ZM37 230H39V229H37ZM127 230V229H126ZM42 231V230H41ZM43 231H45V233L47 232L46 230H43ZM72 231H74V230H71V233H69L68 234V232H70L69 230L67 231V228H66V230H65V232L64 233H60V234H64V235H62V236H64L65 237V235H66V237L68 238L67 239V241H69V243H71V244H73L72 246H74L75 244H77L78 245V243H77V237H75L74 235H73V233H72ZM132 231V232H133ZM1 232V231H0ZM58 232V231H57ZM22 233H24V232H22ZM22 233H20V234H22ZM43 233V232H42ZM48 234L50 233V232H47ZM47 233H46V235H47ZM58 233V234H59ZM3 234V233H2ZM55 234H57V233H55L54 232V234L53 233H51V234H49L50 235V240H51V237L52 238H54L53 236H51V235H54V236H56V237H61V239L63 240V238H62V236H60V235H55ZM70 234H71V236H70ZM128 234H129V232H128ZM130 234H131V232H130ZM133 234V233H132ZM139 234H141V233H139ZM45 235V236H46ZM49 235H47V236H49ZM207 235V234H206ZM259 235V236H258ZM21 236V235H20ZM125 236V235H124ZM139 236V235H138ZM208 236H210V235H208ZM26 237H27V234H26ZM65 237V238H66ZM127 237H128V235H127ZM31 238V237H30ZM59 238H57V239H59ZM135 238H137V237H134L133 239H135ZM204 238V237H203ZM24 239V238H23ZM28 239V238H27ZM32 239H34V238H32ZM56 239V238H55ZM138 239V238H137ZM206 238H204V239H202V240H205ZM18 240V239H17ZM60 240V239H59ZM124 240V239H123ZM139 240V239H138ZM19 241H21V240H19ZM25 241V240H24ZM27 242H28V240H26ZM22 242V244H25V243H27V242ZM30 241V240H29ZM56 241V240H55ZM64 241V240H63ZM67 241H66V243H67ZM127 241V240H126ZM125 241V242H126ZM129 241V240H128ZM207 241V240H206ZM57 242V241H56ZM130 242L131 243H129L130 245H135V243L134 242H137V241H135V240H130ZM139 242V241H138ZM137 242V243H138ZM205 242V241H204ZM59 243V242H58ZM61 243V242H60ZM66 243H65V245H66ZM203 243V242H202ZM208 243V242H207ZM206 243V244H207ZM205 244V243H204ZM16 245H17V243H16ZM19 245V244H18ZM30 245V244H29ZM38 245V244H37ZM60 245V244H59ZM61 245H62V243H61ZM140 245V244H139ZM139 245H137V246H139ZM31 246H33V244L31 245ZM68 246H69V244H68ZM240 246V244L238 245V244H236V246L235 247H233V250H234V248L235 249H238L237 247H239ZM20 247V246H19ZM37 247V246H36ZM71 249H72V247L71 246H69ZM133 247V246H132ZM135 247H136V245H135ZM142 248H144L143 247V245L141 246ZM205 247H206V245H205ZM16 248V247H15ZM24 248V247H23ZM35 248V247H34ZM74 248V247H73ZM76 248V247H75ZM140 248V246L137 248V249H139ZM142 248H141V250H142ZM33 249V248H32ZM68 249V248H67ZM77 249V251H78V253L80 252L79 251V245H78V248H76ZM135 249V248H134ZM145 249V248H144ZM10 250V249H9ZM20 250H21V247H20ZM35 250V249H34ZM40 250V249H39ZM70 250V249H69ZM36 251V250H35ZM70 251H72V250H70ZM76 251V252H77ZM135 251H136V249H135ZM139 251V250H138ZM207 251V250H206ZM13 252V251H12ZM28 252V251H27ZM72 252H74V251H72ZM137 252V251H136ZM140 252V251H139ZM143 252H144V250H143ZM146 252V251H145ZM203 252H204V249H203ZM14 253V252H13ZM75 253V252H74ZM211 253V252H210ZM222 253V252H221ZM223 253H224V251H223ZM222 253V254H223ZM2 254H3V252H2ZM5 254V253H4ZM14 254H16V253H14ZM19 254H21V253H19ZM25 254H26V251H25ZM77 254V253H76ZM141 254V253H140ZM145 254V253H144ZM204 254H206V253H204ZM222 254H221V256H222ZM41 255V254H40ZM40 255H38V256H40ZM71 255V254H70ZM75 255V254H74ZM207 255V254H206ZM205 255V256H206ZM220 255V254H219ZM2 256V255H1ZM36 254H32L31 256H30V259L28 260L29 262H30V260H31V263H32V261H33V263H34V261H36V262H38V260H39V257H38ZM113 256V255H112ZM208 256V257H207ZM206 256V258L207 259H209L210 260V257H212V256H209V255H207ZM9 257V256H8ZM16 257V256H15ZM22 257V256H21ZM29 257V256H28ZM218 257V256H217ZM220 257V256H219ZM218 257V258H219ZM3 258V257H2ZM1 259V258H0ZM21 259V258H20ZM24 259V258H23ZM25 259H27V257H25ZM212 259V258H211ZM259 259V258H258ZM7 260V259H6ZM213 260V259H212ZM212 260H210V263H211V261ZM7 261H9V260H7ZM19 261H23V260H19ZM219 261H221V260H219ZM26 262H27V260H26ZM42 262V261H41ZM214 262V261H213ZM23 263V262H22ZM21 263V264H22ZM209 263V262H208ZM17 264H19V263H17ZM35 264V263H34ZM217 264V263H216Z\"/></svg>",
	"mask_w": 264,
	"mask_h": 264
}]
</instances>
